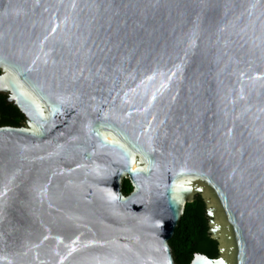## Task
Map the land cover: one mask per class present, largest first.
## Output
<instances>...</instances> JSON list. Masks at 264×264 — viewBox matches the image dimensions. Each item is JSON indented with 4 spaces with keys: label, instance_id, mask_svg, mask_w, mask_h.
Here are the masks:
<instances>
[{
    "label": "water",
    "instance_id": "1",
    "mask_svg": "<svg viewBox=\"0 0 264 264\" xmlns=\"http://www.w3.org/2000/svg\"><path fill=\"white\" fill-rule=\"evenodd\" d=\"M0 94V264H175L195 195L264 264V0H0Z\"/></svg>",
    "mask_w": 264,
    "mask_h": 264
},
{
    "label": "trees",
    "instance_id": "2",
    "mask_svg": "<svg viewBox=\"0 0 264 264\" xmlns=\"http://www.w3.org/2000/svg\"><path fill=\"white\" fill-rule=\"evenodd\" d=\"M24 116L5 95L0 94V126L20 127L24 125ZM121 189L124 194L131 190L128 179H122ZM208 218L205 206L199 195L184 204L183 212L168 241L175 264H189L195 253L210 258L217 256V242L207 231Z\"/></svg>",
    "mask_w": 264,
    "mask_h": 264
},
{
    "label": "flooded vegetation",
    "instance_id": "3",
    "mask_svg": "<svg viewBox=\"0 0 264 264\" xmlns=\"http://www.w3.org/2000/svg\"><path fill=\"white\" fill-rule=\"evenodd\" d=\"M196 196V195H195ZM206 215V214H205ZM208 218V217H207ZM208 222V221H207ZM208 229V228H207Z\"/></svg>",
    "mask_w": 264,
    "mask_h": 264
}]
</instances>
